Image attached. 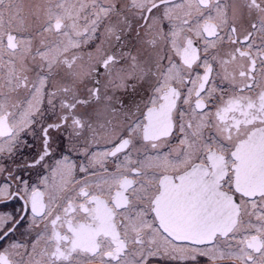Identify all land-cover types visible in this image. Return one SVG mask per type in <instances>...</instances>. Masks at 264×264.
Instances as JSON below:
<instances>
[{
  "label": "snow or ice",
  "instance_id": "obj_1",
  "mask_svg": "<svg viewBox=\"0 0 264 264\" xmlns=\"http://www.w3.org/2000/svg\"><path fill=\"white\" fill-rule=\"evenodd\" d=\"M0 264H264V0H0Z\"/></svg>",
  "mask_w": 264,
  "mask_h": 264
}]
</instances>
